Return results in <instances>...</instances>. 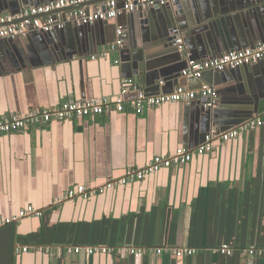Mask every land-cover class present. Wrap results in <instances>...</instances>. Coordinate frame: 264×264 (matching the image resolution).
Here are the masks:
<instances>
[{"label":"crops","instance_id":"obj_1","mask_svg":"<svg viewBox=\"0 0 264 264\" xmlns=\"http://www.w3.org/2000/svg\"><path fill=\"white\" fill-rule=\"evenodd\" d=\"M94 3L82 8L91 12L102 7ZM123 3L119 1L120 8ZM189 3L202 14L221 4L231 7L239 18L252 13V28L257 16L264 20V0ZM15 4L13 1L11 6L1 8L0 17L12 16ZM137 21L136 11L123 12L112 21L80 29V45L72 58H68L63 42L73 37L72 30L78 28L74 25L73 29H55L53 35L31 32L15 39L37 41L40 36L48 47L33 50L22 63L15 60L2 66L0 118L77 100L113 102L122 81L132 79L147 96L170 94L180 86L189 90L208 86L217 93L213 105L217 120L230 117L236 122L254 111L242 124L261 119L262 126L226 143L215 141L210 153L194 155L184 166L163 169L141 182L87 200L66 199L65 195L77 186H101L123 177L127 170L144 168L155 156H169L179 148L194 149L205 142L206 136H217L219 128L212 125L214 119L209 124L210 132L198 134L195 113L203 106L206 109V99L170 103L136 115L127 104L136 97L130 89L124 96V112L29 126L0 135V220L28 206L43 214L0 229V264H264V256L258 254L264 251L260 247L264 245V60L253 65L252 71L247 67L222 73L207 71L200 80H186L180 74L185 61L215 57L199 58L197 45L187 42L184 33L176 29L182 35L186 54L171 69L166 66L163 77L157 78L153 71H144L143 61L149 49L162 50H153L146 42L157 36V23L147 26L143 40L139 29L133 30ZM118 41L120 46L110 52L109 47ZM259 43L251 40L252 46L245 49ZM3 52L0 46V54ZM127 52L135 53L136 62L125 61L130 58ZM164 53L146 59L156 62ZM139 58L143 63H138ZM133 63L137 71L140 64L142 72L133 74ZM38 232L46 238L45 247L22 253V243L31 242ZM214 239L221 244L228 241L232 255L220 254L219 246H200L189 258L173 255L176 249L188 248L190 240L213 243ZM53 240L61 244L55 245ZM82 243L86 246H76ZM92 244L139 252L92 256L74 252L77 247ZM250 250L257 254L249 255Z\"/></svg>","mask_w":264,"mask_h":264},{"label":"built area","instance_id":"obj_2","mask_svg":"<svg viewBox=\"0 0 264 264\" xmlns=\"http://www.w3.org/2000/svg\"><path fill=\"white\" fill-rule=\"evenodd\" d=\"M100 1L101 8L95 11H85L79 5ZM120 0H56L38 7H24L17 16L0 17V40H15L20 37H26L31 32L48 34L55 29H63L67 23L76 27L89 26L98 22H109L116 19L123 12L132 13L138 8L145 10L153 7H164L177 0H124L123 7H119ZM75 8V9H72ZM68 10L65 13L52 15L54 12ZM63 15V16H62ZM14 20L19 22L14 23ZM119 33V32H118ZM175 45L178 52L186 54L182 35L174 30ZM120 46V42L109 47V51H114ZM106 54H104L105 57ZM92 59H95L94 57ZM264 60V42L256 46L241 51L225 53L219 57L210 58L202 61L188 60L185 68L181 71V77L186 80H200L207 71L223 72L227 69H236L243 66H253ZM136 93L133 100L127 102L128 106L136 115L142 114L145 109H153L170 103L191 102L200 97L210 99L206 105L213 106L217 100V93L208 86H203L199 90H189L184 87H178L170 94L158 96H147L132 79H124L119 96L111 102L107 99H89L77 100L72 102H63L52 109L30 111L25 115H10L0 118V135L20 132L29 126H38L40 124H49L52 122L71 121L73 119H94L103 114L112 112H124V96L129 90ZM261 119L251 120L234 129L223 132L217 136L208 135L205 142L196 146L194 149L179 148L169 156H155L144 168L136 170H127L123 177L111 180L101 186L86 189L84 186H77L67 191L66 199L80 198L87 200L92 196L103 194L119 186H124L131 182H141L149 176H154L163 169L171 167H180L190 163L194 155L202 156L210 153L214 148L215 141L226 143L238 138L244 132L253 131L261 127ZM41 212L31 206L20 209L16 215L0 220V228L13 225L18 221L28 217H41ZM27 247L21 248L22 253L28 252ZM75 253L83 252L87 256L95 254L109 255L112 253L135 255L138 250L123 247L116 250L105 246L77 247ZM218 252L222 255H231L228 246L223 245ZM195 251L190 248L176 249L173 255L177 258H189ZM254 251L250 250L249 255L253 256ZM264 255V252H258Z\"/></svg>","mask_w":264,"mask_h":264},{"label":"water","instance_id":"obj_3","mask_svg":"<svg viewBox=\"0 0 264 264\" xmlns=\"http://www.w3.org/2000/svg\"><path fill=\"white\" fill-rule=\"evenodd\" d=\"M13 1L16 3L15 5L17 7L15 8V13L12 16H16V14H19L24 7H37L56 0H0V10L1 8L11 6L13 4ZM97 3L102 2L96 1L94 4ZM81 7H84V5H79L76 8ZM68 10L70 9H63L61 11L52 13V15L58 14L60 12L65 13ZM11 11L13 10L11 9ZM135 11L138 17V21L135 23V26H133V30L137 32L138 28V35L143 40L146 32L145 29H147V26H152V24L157 23V36L154 38V40H147L146 37L145 39L146 42L149 43V48H152L154 50L155 48L162 47V50L158 49L157 51H152L151 49H149L150 52L145 56L146 58H150L154 57L153 55L159 53H166H164L161 57H158L156 59L158 61L156 62H154L155 59L148 60L142 57L143 61L145 60L144 71H153V74L157 76V78L163 77V75L165 74L163 70L166 66H170L171 69L172 66L179 61V59H182L183 55L185 56V54L178 53V49L175 45V35L173 34V31L176 29L181 30V32L184 33V39L187 40V42H190V44L192 45H197L198 50L201 52L198 57L201 59H205L209 55L211 57H219L224 52L228 53L243 50L246 47H251V40L264 42V20L261 18V16H257V20L254 24V27L252 28L250 26L252 22L250 19V17H252V13H246L239 18L236 11H233L231 7L227 9L222 6V4L214 7L212 11L207 12V14H202L197 10H194L190 5L189 0H177L174 3L166 5L164 7H153L145 10L138 8ZM255 12L260 14L258 11ZM17 22L19 21L14 20V23ZM65 27H70L73 29L71 23H67ZM84 27L75 28L76 30L73 29V37L69 36L67 38V42H63V45L66 48V53L68 54V58H72L75 54H77L75 52V50L77 49L76 46L79 47L80 45V40H78L77 34L80 33L81 35L80 29H84ZM241 28L243 29L241 30ZM53 33L54 32H50L43 35H53ZM39 37L40 36H38L37 41L36 38H29L28 40H26V42L2 40V42H0V46L2 47V50L4 52L0 54V69H2V66L7 62L13 63L15 62V60H17L22 63V61L25 60V57H31L33 50H46L48 46L43 43ZM74 41L76 43H73ZM128 55L127 57L130 58L129 60L126 59V62H136L137 56L135 55V53H128ZM141 61L142 59L139 58L138 63H143V61ZM154 64L157 65L156 69L154 67ZM135 66L136 65H134V63L131 65L133 74H138V71L142 72L140 64L138 65V71L136 70ZM243 67L249 68L250 71H252L253 69V66ZM167 74H169V72H167ZM176 74L177 75L173 73V75L178 77V73ZM205 102L209 103L210 99H206ZM253 112L246 113L236 119L239 121L232 122L231 120L233 119H231L230 117L217 120V110L213 109V106H208L206 107V109L203 106L195 113V118H198V124L200 125L198 134H201L203 132H210V130L212 129L209 130V124H211L214 119L215 121L212 123V125L216 128H219V131L216 129L217 135H219L220 133L238 127L239 125L250 119ZM223 128L226 129L224 130Z\"/></svg>","mask_w":264,"mask_h":264},{"label":"trees","instance_id":"obj_4","mask_svg":"<svg viewBox=\"0 0 264 264\" xmlns=\"http://www.w3.org/2000/svg\"><path fill=\"white\" fill-rule=\"evenodd\" d=\"M42 215L43 214H41V217H42ZM42 224H44L45 225V223H43L42 222ZM8 226V225H7ZM5 227V226H4ZM4 227H2V228H4ZM1 229V228H0ZM32 240H31V242H23L22 243V246H24V247H27L28 249H33V248H41V247H45V246H43V244H44V241H45V239L46 238H44V234H42V232H38L37 234H34L33 236H32V238H31ZM81 240V239H80ZM215 239L213 240V243H211V242H209V241H205V242H203V243H201L200 241H195V240H190V242H189V244H188V248H190V249H194L195 250V248H198V247H200V246H219V247H221V246H223V245H226V246H228V248H230V244H229V242L228 241H225L226 243H223V244H221V242H219V241H215ZM53 244H55V245H57V244H61V243H59V242H57L56 240H53ZM84 243H82V244H80V245H76V246H86V245H83ZM237 243H233L232 245H236ZM240 244H242V243H240ZM96 245H98V244H92V245H90V246H96ZM262 246H264V245H260V247H261V249L262 248H264V247H262ZM116 247H118L119 248V246H109V248H112V249H114V250H116V249H118V248H116ZM230 250H231V248H230ZM232 251V250H231ZM261 252H264V251H261ZM115 253V252H114ZM113 253V254H114ZM257 254V252L255 251V253H254V255H256ZM231 255H232V252H231ZM262 256V255H261ZM264 256V255H263Z\"/></svg>","mask_w":264,"mask_h":264}]
</instances>
